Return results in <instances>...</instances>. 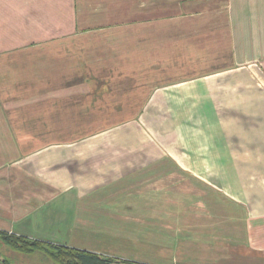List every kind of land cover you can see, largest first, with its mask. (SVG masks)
<instances>
[{
  "label": "crops",
  "instance_id": "1",
  "mask_svg": "<svg viewBox=\"0 0 264 264\" xmlns=\"http://www.w3.org/2000/svg\"><path fill=\"white\" fill-rule=\"evenodd\" d=\"M215 191L201 264H264V0H0L1 230L72 246Z\"/></svg>",
  "mask_w": 264,
  "mask_h": 264
},
{
  "label": "rangeland",
  "instance_id": "2",
  "mask_svg": "<svg viewBox=\"0 0 264 264\" xmlns=\"http://www.w3.org/2000/svg\"><path fill=\"white\" fill-rule=\"evenodd\" d=\"M220 158L223 161L229 157ZM215 160H219V157L214 156L212 162ZM231 173L233 175V171H226L225 175ZM162 191L163 189L159 188V192ZM218 192H214L211 198L213 202L209 200L207 194L209 199L206 201L211 203L205 206L206 211L210 213L205 212L203 215L201 212L202 217L209 218L207 220L200 216L197 217L198 208L194 204L189 205L191 211L185 210L186 204L182 202L165 204V207L164 205L161 207L162 212L157 215L150 214V210L147 208V210L130 214L132 217H137L133 219L92 220V225L87 228V231L72 232L68 244L72 246L76 244L82 249H94L105 255L131 261L158 264L212 262L211 257L217 247L214 242L217 241L218 245H229L230 237H232L230 235H228L230 237L223 236V234L212 236V234L233 232V219L238 213L233 207V200L221 191ZM126 200L136 204L138 197L130 195ZM156 206L160 207L159 204ZM133 207L140 208L139 204L133 205ZM167 207L172 208L171 212ZM55 244L64 245L62 243ZM0 251L9 253L10 250L3 245V247L0 246ZM36 256L37 253L32 255L28 262H37ZM207 259L209 260L206 261Z\"/></svg>",
  "mask_w": 264,
  "mask_h": 264
},
{
  "label": "trees",
  "instance_id": "3",
  "mask_svg": "<svg viewBox=\"0 0 264 264\" xmlns=\"http://www.w3.org/2000/svg\"><path fill=\"white\" fill-rule=\"evenodd\" d=\"M3 245L12 253L0 251V264H151L58 245L0 229V246ZM35 253L38 261L29 263L28 260Z\"/></svg>",
  "mask_w": 264,
  "mask_h": 264
}]
</instances>
